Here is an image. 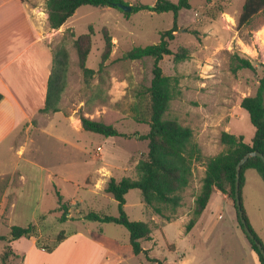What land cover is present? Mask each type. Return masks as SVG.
<instances>
[{
	"label": "rangeland",
	"instance_id": "1",
	"mask_svg": "<svg viewBox=\"0 0 264 264\" xmlns=\"http://www.w3.org/2000/svg\"><path fill=\"white\" fill-rule=\"evenodd\" d=\"M123 1L130 6H153L157 0ZM169 1L176 3L178 0ZM189 1L191 8L178 13L177 31L169 42L172 52L179 47L188 49V57L176 61L171 55L164 56L159 65L164 75L178 80L179 95L170 102L165 117L189 127L193 141L207 158L227 149L220 142L222 132L242 136L246 143H251L254 137L255 129L240 103L244 97L255 95L259 80L264 76V9L248 25L238 29L244 0ZM173 21L171 12L140 11L125 15L116 8L87 5L80 7L59 33L49 35L47 40L52 52L63 47L68 54L64 90L57 103L60 113L54 117L53 113L44 115L51 117L44 127L45 134L32 131L27 150L35 163L52 178L43 184L40 180L42 172H39L34 180L8 188L14 209L10 208L8 218L7 208L0 216V236H7L13 225L34 224L40 231V243L51 244L60 232L86 228L99 233L103 228L105 234L123 248L124 260L115 264H155L144 253L133 255L124 227L71 221L83 222L78 216L82 211L118 216L117 202L104 192L103 185L95 190L91 186L94 179L87 190L81 186L86 171L104 167L109 171V177L116 180L139 177L137 164L148 152L147 141L139 140V136L148 132V126L134 120L133 108L138 102V93L150 85L153 60L130 61L123 59V55L135 47L157 44L161 32L171 29ZM90 28L91 49L85 67L94 74L86 77L79 66L74 40L88 34ZM103 30L111 38L112 47L108 59L101 64L105 47ZM235 54L249 59L255 69L233 73L230 60ZM81 116L112 125L130 137H104L84 130L75 132L64 119L69 118L73 123ZM59 137L68 141V145L55 139ZM67 172L72 174L69 181L61 177L63 174L66 177ZM54 173L58 174L57 178L53 177ZM203 176L204 167L195 165L190 184L181 194L180 207L174 214L164 210L165 216L171 220L180 216L189 220ZM243 177L242 211L249 228L264 245V182L253 169L244 170ZM12 179L16 184L17 176ZM39 184L47 194L42 201L37 200ZM54 185L65 201L73 199L77 203H70L67 220L71 221L59 222L58 213H47L57 206ZM124 206L131 221L149 222L151 214H155L143 203L139 190H130L125 195ZM42 212H46L44 219H41ZM187 222L183 226L184 233ZM149 223L152 240L142 242V248L160 264H253L249 243L237 221V212L232 202L218 191L213 193L188 236L181 234L178 221L157 226ZM171 244L176 247L175 252ZM180 253L185 254L183 259L177 257ZM0 264H21V257L13 252L11 242L0 240Z\"/></svg>",
	"mask_w": 264,
	"mask_h": 264
},
{
	"label": "trees",
	"instance_id": "2",
	"mask_svg": "<svg viewBox=\"0 0 264 264\" xmlns=\"http://www.w3.org/2000/svg\"><path fill=\"white\" fill-rule=\"evenodd\" d=\"M210 1L207 0V2ZM118 4L127 5L123 0H46L45 11L50 28L58 30L82 6L119 9ZM190 8L189 0H178L176 3L169 0H157L153 6L144 4L131 6V11L125 13V15H129L140 11H150L157 14L171 12L174 16L172 28L161 32L160 41L157 44L135 47L123 55V59L130 61L143 58H151L153 60L150 85L142 88L138 93V102L133 108L134 120L137 123L148 126V132L139 136V140L147 141L148 152L146 157L137 164L139 172L137 179L123 178L116 180L109 178L105 184L104 192L117 202L118 216H109L97 211H82L78 215L85 222L115 224L124 227L129 234V245L132 253L136 256L144 253L147 259L155 264H160V262L150 257L149 251L142 248V242L152 240L149 225L145 222L129 220L124 211L125 195L130 190H139L144 204L150 207L156 215L169 221L171 218L165 216L163 211L167 210L171 214L175 213L176 209L181 205L182 192L190 184L194 166L197 164L202 165L204 167L202 185L194 201L192 216L185 226V232L188 233L206 209L215 191L226 196L236 210L234 188L237 163L249 152L256 151L264 156V76L259 80L255 95L244 97L240 103V107L248 113L250 122L255 129L251 143H246L242 136L222 132L220 142L227 149L216 156L206 158L203 156L198 144L193 141L192 130L181 125L176 119L165 117L166 112L169 110L170 102L179 95L178 80L164 75L159 63L164 56L171 55L176 61H181L188 57V49L179 47L176 52H172L169 48V42L174 39V33L177 31L178 13ZM263 9L264 0H244L237 28L241 29L248 25ZM102 33L105 47L101 56V64L108 59L112 47L111 38L106 30H103ZM91 34L92 28L89 29L88 34L79 35L74 40L79 66L86 77L94 74L93 70L85 67L91 49ZM230 61L233 73L242 69H255L249 59L243 58L238 54L233 55ZM67 63V51L63 47H57L55 52H53L52 69L47 83L45 105L40 110V113H57L59 111L57 103L64 90ZM80 122L82 129L87 132L96 133L104 137H130V135L118 132L112 125H107L101 121L81 116ZM246 169L255 170L264 182V163L262 160L258 157L248 159L240 170V199L244 183L243 173ZM10 183L11 178H0V194L4 193ZM56 198L57 206L49 213H58V221L66 222L68 219L67 215L70 213V202L65 201L58 192H56ZM44 218L45 216L42 215L41 219ZM237 221L250 247L258 255L260 264H264V258L254 241L250 240L243 231L238 213ZM250 231L255 240L264 249L260 239L251 229ZM39 236L40 231L37 225L30 224L25 227L13 225L10 227L8 235L0 236V240L10 243L22 237H34L36 239L35 245L38 249L52 252L67 237L65 232H60L51 244H41ZM8 249L10 250L9 246Z\"/></svg>",
	"mask_w": 264,
	"mask_h": 264
},
{
	"label": "crops",
	"instance_id": "3",
	"mask_svg": "<svg viewBox=\"0 0 264 264\" xmlns=\"http://www.w3.org/2000/svg\"><path fill=\"white\" fill-rule=\"evenodd\" d=\"M45 1L0 0V178L10 176L11 183L8 188L17 186L20 182L25 184L28 180H34L39 172H42L40 180L43 184L52 178L51 175L45 174L42 166L35 163L27 150L31 132L36 130L45 134L44 127L51 120V117L44 116L47 114L40 113L45 105L47 83L52 69L53 52L47 38L51 33H59L65 28V23L58 30L50 28ZM58 113L60 112L53 113V117ZM64 119L73 131L83 130L80 118L73 123L69 118ZM55 139L68 145V141L62 137ZM98 149L100 147H97ZM58 174L54 173L53 177L57 178ZM67 174L66 177L64 174L61 177L69 181L72 174ZM14 175L18 178L16 184L12 179ZM109 178V171L101 167L86 171L82 177L83 184H80L87 190V186L95 179L91 186L98 190L102 185L105 188ZM8 188L0 198V216L7 208V218L10 208L14 209L12 194L7 192ZM54 190V195L59 193L55 185ZM38 191L37 200L42 201L47 194H44L41 184L38 185ZM15 200L17 201V197ZM66 201L72 205L77 204L73 199ZM45 213L42 212L41 216ZM187 220V217L180 216L178 219L166 221L159 215L151 214L149 222L157 226L178 221L182 227L181 234L188 236L195 225L188 233H184L183 226ZM68 221L71 220L66 222ZM149 222L145 223L151 229ZM65 234L67 237L52 252L38 249L34 237H22L12 241L11 248L21 257V264H115L124 260L122 246L107 236L103 228L99 233L82 228ZM171 245L172 251L175 252L176 247ZM249 249L253 264H260L256 252L251 247ZM184 256L185 254L180 253L177 257L183 259Z\"/></svg>",
	"mask_w": 264,
	"mask_h": 264
},
{
	"label": "water",
	"instance_id": "4",
	"mask_svg": "<svg viewBox=\"0 0 264 264\" xmlns=\"http://www.w3.org/2000/svg\"><path fill=\"white\" fill-rule=\"evenodd\" d=\"M118 8L125 13H129L131 11L130 5L118 4ZM253 157L260 158L262 160V162L264 163V156L259 152L253 151V152H249L245 156H243L236 165V168H235L234 203H235V207H236V210L238 213L240 223L242 224V227H243V231L245 232V234L248 236V238L250 240L254 241L255 245L257 246L258 250L260 251L261 255L264 258V249H263L262 245L258 241L255 240L253 234L251 233L250 229L247 226L246 220H245L244 215H243L242 206H241V199H240V170H241V167L245 164V162L248 159L253 158Z\"/></svg>",
	"mask_w": 264,
	"mask_h": 264
}]
</instances>
